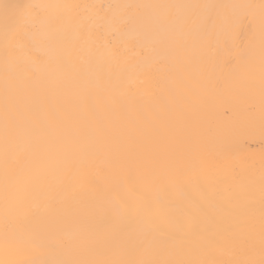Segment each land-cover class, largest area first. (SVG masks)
<instances>
[{"label":"snow or ice","instance_id":"snow-or-ice-1","mask_svg":"<svg viewBox=\"0 0 264 264\" xmlns=\"http://www.w3.org/2000/svg\"><path fill=\"white\" fill-rule=\"evenodd\" d=\"M94 4L24 3L9 5L0 2V250L6 254L27 253L34 258L25 264H208L205 260L177 259L183 242L191 235L198 237V251H222L228 232L208 229V223L232 222L238 213L253 215L251 201L255 196L250 178H237L225 189L207 191L201 200L185 204L161 195L181 179H198L195 171H184L180 161L162 160L158 164L127 178L139 184L137 194L125 198L98 184L81 195L79 211L71 218L67 231L66 218L56 213L57 199L49 178L56 162L81 142L80 135L66 129L59 117L49 119L33 111L26 118L25 97L30 93L43 95L49 86L72 80L85 93H93L111 113L121 109L127 127L140 132H159L173 120L183 117L175 73L162 72L157 81L158 95L140 110L134 111L137 78L143 73L145 49L157 58L175 55L187 47L179 36H196L198 40L224 39L230 51L238 50V63L231 73L247 82L257 76L264 102V0L254 3H151L110 5L123 9L122 14L95 11ZM89 10H92L89 12ZM89 14L85 15L84 13ZM247 22L249 33L244 37ZM114 25L105 33L98 26ZM138 33L137 43L126 39L127 27ZM239 41V43H237ZM246 41V42H245ZM88 67L91 72H81ZM107 131L102 121L99 132ZM95 142L96 134H89ZM72 187H77L73 181ZM261 208L259 235L264 255V174L260 178ZM65 199H68L66 196ZM45 201L41 212L38 201ZM215 213L214 215L212 213ZM45 216L40 226L28 225L30 217ZM118 216L130 222L129 232L117 238L112 230L97 227L95 221ZM249 232L255 224L244 225ZM98 241L111 244L116 256L125 252L139 254V259L88 258ZM251 245L252 241H246ZM156 257V258H150ZM235 264H253L236 261ZM264 264V259L260 261Z\"/></svg>","mask_w":264,"mask_h":264},{"label":"bare ground","instance_id":"bare-ground-1","mask_svg":"<svg viewBox=\"0 0 264 264\" xmlns=\"http://www.w3.org/2000/svg\"><path fill=\"white\" fill-rule=\"evenodd\" d=\"M9 5L24 3H78L103 6L95 11L122 14L123 9H109L110 5L151 4V3H254L260 0H0ZM92 10H89V12ZM2 14V13H0ZM89 14L88 12L84 13ZM114 25L103 24L99 30L109 33ZM126 39L137 43L139 36L131 25L127 27ZM249 33L247 22L243 26L244 37ZM187 41V47L175 55L156 57L145 49L143 63L145 69L137 78L135 87L134 111L140 110L151 98L158 95L157 81L162 72L157 69H171L173 86L183 80L185 86L177 89L179 106L183 110L180 120H173L169 127L159 132L147 129L140 132L129 128L117 106L111 113L105 103L93 93H85L79 84L68 80L51 85L43 95L30 93L25 97L28 108L26 118H32L38 108L40 115L49 119L58 116L65 122L64 127L76 131L81 142L65 153L56 162V170L49 178L53 186L52 195L57 199L56 213L66 218L63 233L71 231V218L79 211L80 201L85 195L73 200L74 192L85 193L98 184H103L112 192L125 198L137 194L139 184L127 182V178L138 175L162 160H179L184 171L192 170L198 179H181L160 193L165 197L185 204L201 200V197L213 189H225L237 178H250L254 182L255 196L251 201L253 215L238 213L232 222L208 223V229L227 231L234 237L227 240L222 251H198L195 235L183 242L177 259L205 260L208 264H235L236 261H252L260 264L264 259L261 253L259 235V217L261 208L260 178L264 174V102L261 99L260 81L257 76L253 82L242 80L231 73L238 63V50L230 51L224 39L217 41L198 40L196 36H179ZM246 42V41H245ZM239 43V41H237ZM88 67L81 72H91ZM3 85L0 81V103H2ZM107 125V131L100 133L101 122ZM95 133V142H90L89 134ZM73 181L77 187L73 188ZM68 199H65V197ZM44 212L45 201L37 202ZM215 214L214 212L212 213ZM45 216L30 217L25 223L40 226ZM252 223L256 228L249 232L244 225ZM97 227L112 230L119 238L130 230V222L118 216H107L95 221ZM252 241L251 245L246 241ZM88 258L109 260L113 258L139 259L135 252H125L116 256L107 241H98L87 253ZM27 253L6 254L0 250V264H25L33 259ZM156 258V257H150Z\"/></svg>","mask_w":264,"mask_h":264}]
</instances>
